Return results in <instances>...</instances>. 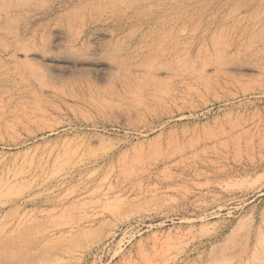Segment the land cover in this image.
<instances>
[{
	"label": "rangeland",
	"instance_id": "374dc122",
	"mask_svg": "<svg viewBox=\"0 0 264 264\" xmlns=\"http://www.w3.org/2000/svg\"><path fill=\"white\" fill-rule=\"evenodd\" d=\"M0 264H264V0H0Z\"/></svg>",
	"mask_w": 264,
	"mask_h": 264
}]
</instances>
